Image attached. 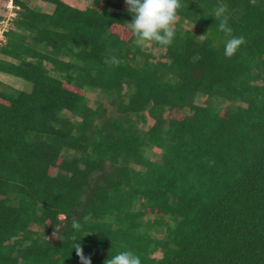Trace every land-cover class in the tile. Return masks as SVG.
Segmentation results:
<instances>
[{
    "label": "trees",
    "instance_id": "trees-1",
    "mask_svg": "<svg viewBox=\"0 0 264 264\" xmlns=\"http://www.w3.org/2000/svg\"><path fill=\"white\" fill-rule=\"evenodd\" d=\"M14 2L0 73L32 90L0 82V264H264V0H180L157 58L125 0Z\"/></svg>",
    "mask_w": 264,
    "mask_h": 264
},
{
    "label": "clouds",
    "instance_id": "clouds-1",
    "mask_svg": "<svg viewBox=\"0 0 264 264\" xmlns=\"http://www.w3.org/2000/svg\"><path fill=\"white\" fill-rule=\"evenodd\" d=\"M131 21L124 25L136 38L137 43L154 42L160 46H168L175 36V21L180 0H125ZM213 17L218 21V30L228 38L223 41L224 55L233 56L245 42L243 35H230L232 28L228 24L226 7L220 4L214 10ZM75 228L79 224H74ZM77 255L82 264H91L90 257L83 254L79 244H74ZM107 264H142L141 257L130 249L122 250L107 259Z\"/></svg>",
    "mask_w": 264,
    "mask_h": 264
},
{
    "label": "rangeland",
    "instance_id": "rangeland-1",
    "mask_svg": "<svg viewBox=\"0 0 264 264\" xmlns=\"http://www.w3.org/2000/svg\"><path fill=\"white\" fill-rule=\"evenodd\" d=\"M7 1L8 0H0V16H2L3 18H7L9 16V9H7ZM22 2L27 3L30 7L33 8H38L43 12H47V13H52L54 10V5L52 4H48V3H40V0H21ZM66 3L77 7L79 9H85L87 7H89L92 3V0H63ZM13 28V25H12ZM141 44V43H140ZM142 47L144 49H147L149 51H151L155 57H160V54L163 52L162 50H158V49H153L151 48L150 44L145 42L143 44H141ZM0 82L3 83L4 85H7L9 87H11L12 89H16V90H23L26 92H30L32 90V84L30 82H27L21 78H17V77H13L10 75H6L3 73H0ZM99 92H85L86 96L89 99V103H91L92 106H95L96 103L98 102V100L102 99L100 97V95L98 94ZM204 99L203 98H198L196 103L203 105ZM184 117V114L180 116V118ZM151 125V120L149 119L147 124L143 125V127L146 129ZM161 150L158 148H154V149H150L147 151V155L154 161H161L162 158V154H161ZM53 172V170H51V173ZM54 235H51L50 238H54ZM162 255L161 253H157L156 257L160 258Z\"/></svg>",
    "mask_w": 264,
    "mask_h": 264
},
{
    "label": "built area",
    "instance_id": "built-area-1",
    "mask_svg": "<svg viewBox=\"0 0 264 264\" xmlns=\"http://www.w3.org/2000/svg\"><path fill=\"white\" fill-rule=\"evenodd\" d=\"M6 8L9 9V16L0 20V47L6 44V33L12 28L13 22L20 10V7L15 4L14 0H8Z\"/></svg>",
    "mask_w": 264,
    "mask_h": 264
},
{
    "label": "crops",
    "instance_id": "crops-1",
    "mask_svg": "<svg viewBox=\"0 0 264 264\" xmlns=\"http://www.w3.org/2000/svg\"><path fill=\"white\" fill-rule=\"evenodd\" d=\"M40 2V1H39ZM40 3H42V2H40Z\"/></svg>",
    "mask_w": 264,
    "mask_h": 264
}]
</instances>
